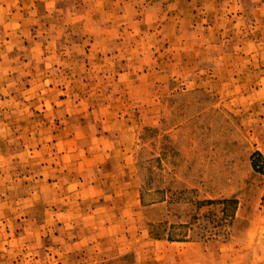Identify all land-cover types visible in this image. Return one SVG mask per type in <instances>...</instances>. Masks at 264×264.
I'll return each instance as SVG.
<instances>
[{
  "label": "rangeland",
  "instance_id": "rangeland-1",
  "mask_svg": "<svg viewBox=\"0 0 264 264\" xmlns=\"http://www.w3.org/2000/svg\"><path fill=\"white\" fill-rule=\"evenodd\" d=\"M0 264H264V0H0Z\"/></svg>",
  "mask_w": 264,
  "mask_h": 264
},
{
  "label": "trees",
  "instance_id": "trees-1",
  "mask_svg": "<svg viewBox=\"0 0 264 264\" xmlns=\"http://www.w3.org/2000/svg\"><path fill=\"white\" fill-rule=\"evenodd\" d=\"M258 154V153H257ZM256 155V154H255ZM255 155L252 157V166L256 171L262 172L263 167L258 165L257 160H255ZM259 155V154H258Z\"/></svg>",
  "mask_w": 264,
  "mask_h": 264
},
{
  "label": "crops",
  "instance_id": "crops-1",
  "mask_svg": "<svg viewBox=\"0 0 264 264\" xmlns=\"http://www.w3.org/2000/svg\"><path fill=\"white\" fill-rule=\"evenodd\" d=\"M180 243V242H179ZM180 244H182V243H180ZM188 245V244H187Z\"/></svg>",
  "mask_w": 264,
  "mask_h": 264
}]
</instances>
